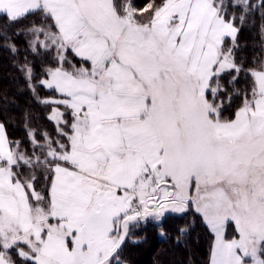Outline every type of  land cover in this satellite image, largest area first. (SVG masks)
<instances>
[{"label": "snow or ice", "instance_id": "snow-or-ice-1", "mask_svg": "<svg viewBox=\"0 0 264 264\" xmlns=\"http://www.w3.org/2000/svg\"><path fill=\"white\" fill-rule=\"evenodd\" d=\"M257 16L264 40V0H0L55 128L26 119L25 147L0 123V264H129L138 229L190 212L207 264H264V49L238 39Z\"/></svg>", "mask_w": 264, "mask_h": 264}, {"label": "trees", "instance_id": "trees-1", "mask_svg": "<svg viewBox=\"0 0 264 264\" xmlns=\"http://www.w3.org/2000/svg\"><path fill=\"white\" fill-rule=\"evenodd\" d=\"M151 0H133L137 8H143ZM148 14L145 13V16ZM27 23V22H26ZM261 20L257 16L255 22L246 24L238 39L241 45L240 56L245 57L248 63H252L253 54H258L264 49V40L260 32ZM0 29L7 35L12 36L13 41L19 49V55L13 54L0 42V123H4L8 137L11 141H20L28 147V136L26 135L25 120L28 127L36 129L37 134L48 132L55 136L54 122L48 119L50 109L38 101L26 86L21 72L17 70L23 62L26 53L25 39L13 36L15 27H8L7 21L0 17ZM29 59L33 57L29 56ZM41 62L36 61L35 72L41 74ZM41 99L47 98L49 93L37 89ZM225 116H231L226 112ZM194 221L191 229L190 246L185 247L174 243L178 227ZM167 232L166 238H161L158 227L149 223L138 229L135 237L139 243L129 242L124 249V259L129 264H207L209 246L212 234L200 221L195 213L184 216L169 214L164 223ZM231 233V228H229Z\"/></svg>", "mask_w": 264, "mask_h": 264}, {"label": "rangeland", "instance_id": "rangeland-1", "mask_svg": "<svg viewBox=\"0 0 264 264\" xmlns=\"http://www.w3.org/2000/svg\"><path fill=\"white\" fill-rule=\"evenodd\" d=\"M51 114V113H50ZM230 232V230H228ZM231 234V233H230ZM161 238H165V237H161Z\"/></svg>", "mask_w": 264, "mask_h": 264}]
</instances>
